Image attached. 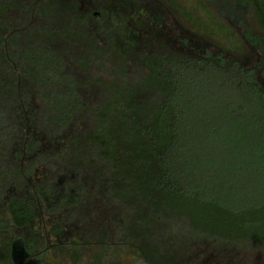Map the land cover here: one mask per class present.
<instances>
[{"label":"trees","instance_id":"obj_1","mask_svg":"<svg viewBox=\"0 0 264 264\" xmlns=\"http://www.w3.org/2000/svg\"><path fill=\"white\" fill-rule=\"evenodd\" d=\"M82 1L0 0V264H264V40L225 53L244 7Z\"/></svg>","mask_w":264,"mask_h":264},{"label":"rangeland","instance_id":"obj_2","mask_svg":"<svg viewBox=\"0 0 264 264\" xmlns=\"http://www.w3.org/2000/svg\"><path fill=\"white\" fill-rule=\"evenodd\" d=\"M36 0H20V3L25 5H29V6H33L36 5L35 4ZM153 1L157 4H162V0H150ZM230 3H235L238 2L240 4L241 7H244V11L243 14L239 17L237 15H235V20H233V33L235 34L236 38L238 39L237 45L238 47L232 46V45H228L226 46L227 51L225 53H227V55L229 57L232 58H236L238 60H240L241 62L247 61L248 64L250 65H255L260 58V52L258 51V49H255L254 47H252V42H248L249 37H260L261 39L264 40V32L261 31L254 20L253 17V12L251 10L250 5L245 2L244 0H227ZM37 3V2H36ZM81 3H83L84 8H86L85 6H87V1L83 0ZM89 3L94 4V6H96L97 3H95L93 0H89ZM39 5V3H37ZM167 10V9H166ZM168 11V17H169V25L172 28H176L177 30H186L189 31L190 27L188 26V24L177 14ZM11 16H14L15 18H18L19 16V10H13L11 13ZM234 16V15H233ZM222 19L223 22H229L226 21L224 17H220ZM96 25H100L99 22L94 23ZM96 33H94L95 35L99 34L98 30H95ZM254 40V39H253ZM81 46H76V45H70L68 46V48L70 49V59H75L77 55L80 54H84L87 52V47L85 46V44H80ZM218 48H216L217 50ZM215 50V49H214ZM224 52V51H223ZM262 67H261V75L264 78V63H262ZM91 94H97L99 93V90H97L96 88H92L90 87L89 89ZM178 234V235H177ZM176 235L179 236L182 239L186 238V235L184 234H180L177 233ZM237 245V246H236ZM248 247L250 248V250H260L263 253V257H264V247L259 246V245H255V244H247ZM223 248L222 250H227V246H225V244H222ZM239 244H233L232 245V249H237L239 248ZM244 263L247 262V264H260L259 260L256 259L255 254H249L247 256L244 257V259L242 260ZM207 262V261H206Z\"/></svg>","mask_w":264,"mask_h":264},{"label":"flooded vegetation","instance_id":"obj_3","mask_svg":"<svg viewBox=\"0 0 264 264\" xmlns=\"http://www.w3.org/2000/svg\"><path fill=\"white\" fill-rule=\"evenodd\" d=\"M82 5H84L83 3H82ZM86 8H84V6H82V8L85 10V12L87 13V14H90L91 15V17L93 18L92 20H94V21H99V19H100V15H101V13L98 11V10H96L95 9V6H94V4H91V3H89V1L87 2V6H85Z\"/></svg>","mask_w":264,"mask_h":264}]
</instances>
